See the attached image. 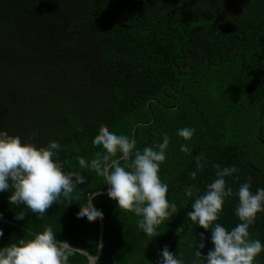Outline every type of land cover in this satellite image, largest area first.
Instances as JSON below:
<instances>
[{
	"label": "trees",
	"instance_id": "obj_1",
	"mask_svg": "<svg viewBox=\"0 0 264 264\" xmlns=\"http://www.w3.org/2000/svg\"><path fill=\"white\" fill-rule=\"evenodd\" d=\"M105 127L140 149L170 137L159 175L177 213L152 240L138 229L140 217L107 196L103 179L79 167L78 158L101 154L92 141ZM184 127L195 129L190 141L177 135ZM0 128L37 147L57 141L56 159L87 179L71 205L53 204L43 216L0 193V247L51 226L57 240L95 255L99 220L80 223L77 213L87 193L99 191V264H157L165 245L193 264L200 233L205 255L211 233L187 212L215 179V165L239 169L226 178L234 192L248 180L253 192L264 188V0H0ZM237 204L226 198L216 222L238 224ZM249 232L264 243V212ZM73 255L69 264H87ZM255 264H264V252Z\"/></svg>",
	"mask_w": 264,
	"mask_h": 264
},
{
	"label": "clouds",
	"instance_id": "obj_2",
	"mask_svg": "<svg viewBox=\"0 0 264 264\" xmlns=\"http://www.w3.org/2000/svg\"><path fill=\"white\" fill-rule=\"evenodd\" d=\"M194 133L195 129L190 127L177 130V135L184 141H190ZM92 143L101 154L91 161L78 158L80 169L102 178L104 185L108 186L107 196L117 207L140 217L137 227L147 238L152 240L159 236V226L177 213L176 204L167 198L169 186L162 182L159 175L170 143L168 134L164 133L162 142L155 146L140 149L134 137L116 134L105 127ZM60 148L55 140L37 147L0 128V193H9L10 205L23 204L33 213L43 216L53 204L69 206L78 190L84 192L79 187L87 184L84 172L66 171L56 159ZM180 150L191 153L187 143H182ZM195 159L197 169H202L203 154ZM215 167V179L207 184L203 195L195 198L192 210L187 212L195 224L211 233L212 248L206 255L201 250L205 248L208 237L205 232L200 233L193 264H255L256 257L264 252V243L251 239L249 228L255 223L257 214L264 212V188L253 192L251 180H248L234 192L226 178L238 173L239 169L234 165L221 168L217 164ZM190 175L195 179L197 173L194 171ZM194 187H186L187 197L194 196ZM100 194L99 191L87 193L86 203L80 204L77 213L80 223L104 219L103 210L94 204ZM233 196L238 200L235 215L240 222L229 230L216 221L226 198ZM15 218L23 220L24 215H16ZM3 236L4 231L0 228V237ZM103 246L101 241L96 248L102 250ZM74 253L86 256L87 264H99L98 252L94 255L85 249H74L69 241L57 240L53 228L46 226L34 233L31 239L21 238L0 247V264H69L70 258L75 259ZM159 257L157 264H185L167 245L162 248Z\"/></svg>",
	"mask_w": 264,
	"mask_h": 264
},
{
	"label": "water",
	"instance_id": "obj_3",
	"mask_svg": "<svg viewBox=\"0 0 264 264\" xmlns=\"http://www.w3.org/2000/svg\"><path fill=\"white\" fill-rule=\"evenodd\" d=\"M101 193V192H100ZM99 223H100V228H99V236H98V244L102 241V235H103V220H99ZM74 249H78V248H75L73 247ZM99 256L101 254V250H97ZM96 252V254H97Z\"/></svg>",
	"mask_w": 264,
	"mask_h": 264
},
{
	"label": "rangeland",
	"instance_id": "obj_4",
	"mask_svg": "<svg viewBox=\"0 0 264 264\" xmlns=\"http://www.w3.org/2000/svg\"><path fill=\"white\" fill-rule=\"evenodd\" d=\"M64 44L67 45L68 47H71V45H72V40H71V39H67V37H66V39L64 40ZM56 76H57V75H56ZM56 81H57L56 79L53 80L54 83H55ZM50 82H52L51 79H50Z\"/></svg>",
	"mask_w": 264,
	"mask_h": 264
}]
</instances>
